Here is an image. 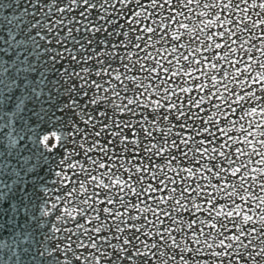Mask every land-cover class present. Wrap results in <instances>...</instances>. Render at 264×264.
<instances>
[{
  "label": "snow or ice",
  "instance_id": "obj_1",
  "mask_svg": "<svg viewBox=\"0 0 264 264\" xmlns=\"http://www.w3.org/2000/svg\"><path fill=\"white\" fill-rule=\"evenodd\" d=\"M0 264H264V0H0Z\"/></svg>",
  "mask_w": 264,
  "mask_h": 264
}]
</instances>
